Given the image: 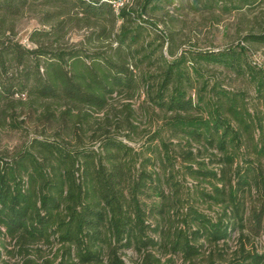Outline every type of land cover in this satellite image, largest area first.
I'll use <instances>...</instances> for the list:
<instances>
[{"label":"trees","instance_id":"obj_1","mask_svg":"<svg viewBox=\"0 0 264 264\" xmlns=\"http://www.w3.org/2000/svg\"><path fill=\"white\" fill-rule=\"evenodd\" d=\"M158 1L128 0L116 11L109 0H0V126H16V107L25 105L29 118L49 129L0 151V264H127L120 250L129 248L138 264H160L168 253L195 264L205 242H225L233 230L240 242L231 259L209 252L198 264H264V253L242 241L247 233L264 234L262 117L221 86L193 98L192 77L179 59L167 60L162 50L154 55L171 39L159 31L152 37L158 45L147 41L148 9ZM38 5L47 9L41 18L47 26L29 33V47L15 37V19ZM70 23L90 30L86 47L62 41ZM242 38L264 44V30ZM241 56L233 49L197 54L246 74L264 100V74ZM154 63V70L142 68ZM141 95L143 109L159 110L161 125L177 138V154L187 162L183 172L209 186L197 195L221 206L217 216L177 195L170 143L139 151L128 143L133 137L121 130L137 132L131 102ZM256 128L250 160L241 147ZM193 143L218 152V171L197 159L201 151H192ZM246 194L253 196L249 205ZM54 244L59 259L38 263L41 245ZM4 255H17L19 263Z\"/></svg>","mask_w":264,"mask_h":264},{"label":"rangeland","instance_id":"obj_2","mask_svg":"<svg viewBox=\"0 0 264 264\" xmlns=\"http://www.w3.org/2000/svg\"><path fill=\"white\" fill-rule=\"evenodd\" d=\"M160 3V4H159ZM158 6L149 8L147 17L153 21L152 30L149 33L147 41L159 44L160 40H153L155 32L161 31L166 35L170 34L171 39L167 42L163 41L162 48L155 49V56L159 55V50L167 60L179 59V66L186 70L192 77L191 89L189 92L196 99L197 93L202 92L209 95L210 87L221 86L228 89L232 93H238L242 97V102L251 113L255 116H261V121L264 122V100L256 95L254 85L249 80L246 74H237L235 71L213 63H207L197 57L201 51H217L225 49H233L241 52V60L248 62L253 67L259 69L264 74V44L245 41L242 37L248 32H256L264 30V0H159ZM46 8L38 5L26 8L15 19V37L24 45L32 47L34 43L29 39V33L33 29L44 28L47 25L41 23L43 13ZM90 30L85 27L68 24L67 31L62 41L68 46L86 47L85 36ZM159 47V46H158ZM169 51H172L171 55ZM157 64L143 65V69L154 70ZM204 87V88H203ZM143 95L133 98L131 105L135 111V123H137V132L121 130L123 133L129 132L133 137L128 140L136 151L145 147L148 143H158L164 140L170 143L172 154L175 156L174 176L180 179V188L177 195L182 198L184 204L186 201L192 203L199 211L207 213L213 217L221 212V206L212 202V200H199L198 191L201 187L206 186L204 182H198L190 177L183 167L187 162L182 160L181 155L177 152L180 150V145H177V138H171L170 132L161 125L159 110L151 106L144 110L142 105ZM145 103V102H144ZM40 109H38L39 112ZM17 116L14 123L16 126L5 125L0 126V151L11 152L20 147L22 143L34 131H39L41 128L49 133V129L45 127L42 121H36L29 118L27 107H16ZM44 125V126H43ZM39 136L41 134L38 133ZM259 138L258 129L253 131V139L244 143L241 151L244 157L253 160L256 152L253 149L255 141ZM125 140V139H124ZM200 148V153L197 159L203 160L205 166L218 171L219 164L217 157L219 154L216 150H203L201 146L193 143L192 151H197ZM210 151H214L216 155H212ZM260 158L264 161V154ZM240 165H245L239 159ZM194 165V164H193ZM195 166V165H194ZM209 186H206V190ZM255 196V193L252 194ZM252 195H247L245 198L246 205L253 202ZM247 233V230H244ZM248 238H242L246 249H256L257 252L264 253V234L252 236L247 233ZM1 237V235H0ZM8 240V239H6ZM239 232L233 230L231 236L225 239V242L219 241L217 245H209L204 243L205 252L199 255L194 263H202L209 252H212L214 257L219 261L227 262L234 255V252L239 245ZM11 247V246H9ZM57 244L52 246L41 245L42 257L38 258V263L46 258H54V263L59 259L54 257ZM219 252L222 256L219 255ZM155 253H157L155 251ZM120 255L127 264H138L139 255L133 249H121ZM10 262H18V256L13 257L4 255ZM167 257L172 260L168 261ZM191 264L188 261H183L178 255L165 254L161 256L160 264Z\"/></svg>","mask_w":264,"mask_h":264},{"label":"built area","instance_id":"obj_3","mask_svg":"<svg viewBox=\"0 0 264 264\" xmlns=\"http://www.w3.org/2000/svg\"><path fill=\"white\" fill-rule=\"evenodd\" d=\"M109 1L112 3L114 9L117 11L119 7H121L128 0H109Z\"/></svg>","mask_w":264,"mask_h":264}]
</instances>
